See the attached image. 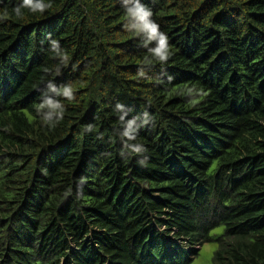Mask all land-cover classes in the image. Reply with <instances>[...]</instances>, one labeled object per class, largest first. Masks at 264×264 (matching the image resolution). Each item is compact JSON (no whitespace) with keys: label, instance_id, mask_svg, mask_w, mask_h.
<instances>
[{"label":"trees","instance_id":"16d2710c","mask_svg":"<svg viewBox=\"0 0 264 264\" xmlns=\"http://www.w3.org/2000/svg\"><path fill=\"white\" fill-rule=\"evenodd\" d=\"M50 2L0 0V264H191L205 242L214 264H264V0H142L163 69L120 0ZM49 81L74 92L55 126L36 113ZM117 103L151 117L143 165L121 155Z\"/></svg>","mask_w":264,"mask_h":264},{"label":"clouds","instance_id":"9594fccd","mask_svg":"<svg viewBox=\"0 0 264 264\" xmlns=\"http://www.w3.org/2000/svg\"><path fill=\"white\" fill-rule=\"evenodd\" d=\"M123 9L124 23L122 28L132 38H137L140 47L147 50V55L143 59L145 64H159L163 69L171 57V49L169 45L168 35L161 30L160 25L153 19V11L142 0H120ZM51 2L45 0H20V3L14 8L15 15L21 17L22 9H28L32 14H44L51 8ZM50 50L59 60L56 67V75L60 74L61 67H68L69 56L60 47L59 41L50 40ZM141 76L144 73L141 71ZM74 99L73 88L70 84L57 86L54 82L47 83V91L42 94L40 103L36 108L37 115L42 122L48 126H55L64 118L65 105L63 100L72 101ZM115 111L119 113V127L117 137L122 145L121 155L125 152L129 156H142V159L137 160V163L143 165L147 161V156L144 153L147 151L145 146L137 142V137L141 128L150 123L151 117L147 111H144L140 116L127 119V111L123 104L117 103ZM91 126H88L86 131H91ZM158 230L164 232L170 230L169 234H162L167 240L173 241L181 249L188 250L193 245H190L186 238L178 237L172 228L158 226Z\"/></svg>","mask_w":264,"mask_h":264},{"label":"rangeland","instance_id":"374dc122","mask_svg":"<svg viewBox=\"0 0 264 264\" xmlns=\"http://www.w3.org/2000/svg\"><path fill=\"white\" fill-rule=\"evenodd\" d=\"M161 229V227H160ZM200 252L191 264H214L215 263V251L217 249V244L215 242H205L204 245L199 248Z\"/></svg>","mask_w":264,"mask_h":264}]
</instances>
